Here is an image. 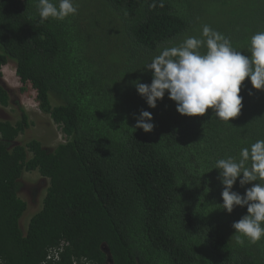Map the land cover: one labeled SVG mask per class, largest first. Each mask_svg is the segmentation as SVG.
Returning <instances> with one entry per match:
<instances>
[{
    "label": "trees",
    "instance_id": "trees-1",
    "mask_svg": "<svg viewBox=\"0 0 264 264\" xmlns=\"http://www.w3.org/2000/svg\"><path fill=\"white\" fill-rule=\"evenodd\" d=\"M73 4L76 14L41 23L38 0H0V77L13 59L20 90L32 86L47 127L64 136L51 148L29 136L35 121L18 99L17 121L0 119V264H264V238L236 243L232 224L247 207L222 208L213 169L264 140V90L246 77L241 112L224 122L213 109L179 114L167 93L150 108L134 84H150L146 65L203 39L205 25L250 55L264 0ZM11 91L0 78V106ZM141 110L153 116L149 133L135 128ZM25 174L37 175L32 193ZM251 186L238 178L233 191Z\"/></svg>",
    "mask_w": 264,
    "mask_h": 264
},
{
    "label": "clouds",
    "instance_id": "clouds-1",
    "mask_svg": "<svg viewBox=\"0 0 264 264\" xmlns=\"http://www.w3.org/2000/svg\"><path fill=\"white\" fill-rule=\"evenodd\" d=\"M37 7L41 23L77 13L73 0H38ZM202 37H188L180 46L164 48L146 65L152 73L151 83L134 84L150 108H155L167 93L181 115L203 116L213 109L217 118L229 122L243 107L240 92L246 77L253 88L264 90V31L251 37L250 55L236 51L228 38L207 25ZM202 47L206 48L203 54ZM152 120L149 111L141 110L135 128L149 133L155 127ZM213 169L219 170L223 185L222 208L230 214L236 206L247 207V214L232 224L236 243L243 246L244 238L257 243L264 238V140L242 148L239 160L217 159ZM238 178L241 187L252 185L244 194L233 191Z\"/></svg>",
    "mask_w": 264,
    "mask_h": 264
},
{
    "label": "rangeland",
    "instance_id": "rangeland-1",
    "mask_svg": "<svg viewBox=\"0 0 264 264\" xmlns=\"http://www.w3.org/2000/svg\"><path fill=\"white\" fill-rule=\"evenodd\" d=\"M0 51H1V48H0ZM2 71H3V77H0L1 81H3L4 84H6L7 86H9V88L12 89L11 91L12 105L9 107L6 106V107L1 108L2 111L0 112V115H3L4 112H6L7 114L10 115L7 119L17 121L18 119L17 113L16 111L14 112L12 109H13V106L17 107V105L14 104L13 102L18 99L21 106L25 108V110L30 114L31 118L35 121V125L31 127V130L29 132V136L34 135L35 137L38 136L39 138L43 137L44 144L50 148L55 146L58 142L64 141V136L61 130L58 128V125L51 127V129L47 127V125L50 123L48 122L49 118L48 116L41 113L39 106H38V102L36 101V98H35L36 91L32 88V86L29 85L26 91L22 92L20 90V87L23 85V83L21 82L16 72L15 61L13 59L9 60L8 64L3 66ZM30 172L39 174L37 170L30 171ZM24 177H25V182L28 181L27 182L28 185L27 183L25 184V188H24L25 191H29L30 193H32L34 188L39 187L38 182L36 181L37 175L25 174ZM32 216L31 214H29L27 218L24 220V222L22 221L21 223V227L23 226L22 228L24 229L26 228L27 230L29 226V221H30L29 218H31Z\"/></svg>",
    "mask_w": 264,
    "mask_h": 264
},
{
    "label": "flooded vegetation",
    "instance_id": "flooded-vegetation-1",
    "mask_svg": "<svg viewBox=\"0 0 264 264\" xmlns=\"http://www.w3.org/2000/svg\"><path fill=\"white\" fill-rule=\"evenodd\" d=\"M13 103L16 104V105H18L16 100H15ZM18 107H19V105H18ZM1 111H2V109H1V106H0V112H1ZM3 115H4V116H3ZM3 115H0V118H1V119H4V120H10V119H7V118L10 116L9 114H7L6 112H4ZM10 121L15 122L14 120H10Z\"/></svg>",
    "mask_w": 264,
    "mask_h": 264
}]
</instances>
